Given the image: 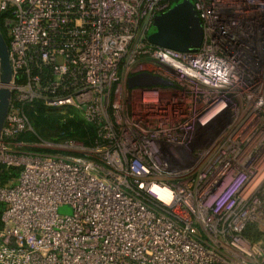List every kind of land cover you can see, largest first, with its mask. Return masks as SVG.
I'll return each mask as SVG.
<instances>
[{
	"label": "built area",
	"instance_id": "2783aa9c",
	"mask_svg": "<svg viewBox=\"0 0 264 264\" xmlns=\"http://www.w3.org/2000/svg\"><path fill=\"white\" fill-rule=\"evenodd\" d=\"M173 1L0 0V166L20 170L0 264H264V0H191L190 53L148 41ZM142 73L168 85L129 88ZM36 103L99 125L96 145L39 138Z\"/></svg>",
	"mask_w": 264,
	"mask_h": 264
},
{
	"label": "water",
	"instance_id": "95a60500",
	"mask_svg": "<svg viewBox=\"0 0 264 264\" xmlns=\"http://www.w3.org/2000/svg\"><path fill=\"white\" fill-rule=\"evenodd\" d=\"M148 41L154 46L183 53L198 50L204 41V27L191 0H181L169 11L157 16ZM12 78L9 44L0 30V140L12 101L13 93L9 88ZM128 85L133 89L166 86L168 83L152 74L142 73L130 77Z\"/></svg>",
	"mask_w": 264,
	"mask_h": 264
},
{
	"label": "trees",
	"instance_id": "16d2710c",
	"mask_svg": "<svg viewBox=\"0 0 264 264\" xmlns=\"http://www.w3.org/2000/svg\"><path fill=\"white\" fill-rule=\"evenodd\" d=\"M180 1H173L175 6ZM7 14H0V30L9 44L6 29ZM57 110H48L41 103L34 104L27 111L33 127L42 140L55 143L75 140L82 142L86 147H94L99 140L100 126L88 122L80 117L70 118L55 113ZM36 140L35 137H21L20 140ZM40 151V150H37ZM20 170L17 168L6 169L0 166V185L14 184ZM4 206L0 204V222Z\"/></svg>",
	"mask_w": 264,
	"mask_h": 264
},
{
	"label": "rangeland",
	"instance_id": "374dc122",
	"mask_svg": "<svg viewBox=\"0 0 264 264\" xmlns=\"http://www.w3.org/2000/svg\"><path fill=\"white\" fill-rule=\"evenodd\" d=\"M154 31V28L151 29L150 31V34ZM55 113H58V114H62L64 116H69V113L71 112L70 110H67V109H63V110H57V111H54ZM72 114H74L75 116H80V113L79 112H72ZM71 118V117H70ZM36 141V140H35ZM66 141V140H65ZM48 142H52V141H48ZM64 142V141H62ZM55 143V142H53ZM58 143H61V142H58ZM74 212L72 206L70 205H62L60 208H59V214L60 215H71L72 213Z\"/></svg>",
	"mask_w": 264,
	"mask_h": 264
}]
</instances>
